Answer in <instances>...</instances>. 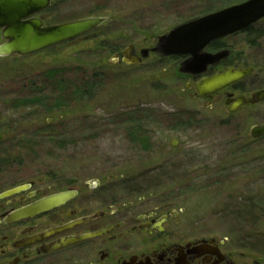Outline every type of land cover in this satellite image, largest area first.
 I'll return each instance as SVG.
<instances>
[{"label": "rangeland", "instance_id": "374dc122", "mask_svg": "<svg viewBox=\"0 0 264 264\" xmlns=\"http://www.w3.org/2000/svg\"><path fill=\"white\" fill-rule=\"evenodd\" d=\"M245 1L51 0L37 16L44 26L111 19L73 41L0 59V194L47 174L98 180L118 203L179 209L198 238L224 241L236 264H264V137L249 134L264 126V104L236 113L218 100L207 106L179 80L183 61L156 53L138 66L113 61L130 45L139 56L175 26ZM245 38L223 43L247 53ZM262 47L242 63H263Z\"/></svg>", "mask_w": 264, "mask_h": 264}, {"label": "flooded vegetation", "instance_id": "af4514ba", "mask_svg": "<svg viewBox=\"0 0 264 264\" xmlns=\"http://www.w3.org/2000/svg\"><path fill=\"white\" fill-rule=\"evenodd\" d=\"M258 23L229 36L244 35L247 53L238 50V43L224 44L221 39L205 49L206 53L222 56L204 73L192 76L177 69L179 80L191 82L186 89L193 90V97L206 101L207 106L218 100L229 111L237 98L248 99L264 90L258 87L264 60L261 64L258 60L242 63L263 48L260 39L264 38V28ZM229 70H250V74L205 99L195 95L198 82ZM263 104L245 103L232 113ZM19 186L27 188L0 200V264H236L224 241L198 238L183 224L180 210L175 207L153 205L150 199L142 198L118 203L113 186L57 174L42 175L9 190ZM63 193L69 197L56 207L8 221L12 212Z\"/></svg>", "mask_w": 264, "mask_h": 264}, {"label": "water", "instance_id": "95a60500", "mask_svg": "<svg viewBox=\"0 0 264 264\" xmlns=\"http://www.w3.org/2000/svg\"><path fill=\"white\" fill-rule=\"evenodd\" d=\"M51 5V0H0V59L14 56H28L45 49L55 47L94 30L106 22L109 16H94L58 25L44 26L37 16ZM264 19V0H248L214 13L184 22L172 28L157 39L154 48L142 50L137 56L133 46L125 48L113 61L127 66H138L148 57L149 52L161 57H185L180 71L192 76H199L206 67L214 64L222 54L211 55L205 49L212 43L235 35ZM250 74V70H229L225 73L205 78L196 84L195 95L205 99L213 93L236 83ZM264 102V90L258 91L251 98L239 97L229 112H234L243 104ZM253 139L264 137V126H253L249 131ZM3 136L0 135V142ZM19 186L0 194V200L11 197L25 190ZM69 197L67 193L49 197L29 207L12 212L9 222L37 215L56 207Z\"/></svg>", "mask_w": 264, "mask_h": 264}, {"label": "trees", "instance_id": "16d2710c", "mask_svg": "<svg viewBox=\"0 0 264 264\" xmlns=\"http://www.w3.org/2000/svg\"><path fill=\"white\" fill-rule=\"evenodd\" d=\"M52 4V3H51ZM110 47H112V46H110ZM110 53H114V52H117L118 51V49L116 48V47H112L111 49H109L108 50ZM90 74H91V80L93 81V80H95V78L98 76V71H96L95 69H91L90 70ZM84 87H85V90H87L88 91V89H90V87H88L87 86V84H85L84 85ZM77 89V92H76V95H79V94H81V92H82V90H81V88H79L78 89V87L76 88ZM26 100H28V101H32V99L31 100H29V99H26ZM1 132V131H0ZM145 177H147V178H149V176L151 177V174H146V175H144Z\"/></svg>", "mask_w": 264, "mask_h": 264}]
</instances>
